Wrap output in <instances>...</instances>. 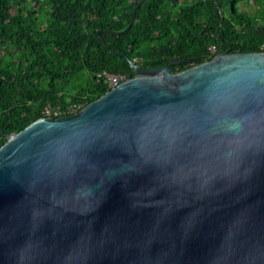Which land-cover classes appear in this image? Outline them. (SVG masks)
<instances>
[{
    "label": "water",
    "instance_id": "95a60500",
    "mask_svg": "<svg viewBox=\"0 0 264 264\" xmlns=\"http://www.w3.org/2000/svg\"><path fill=\"white\" fill-rule=\"evenodd\" d=\"M99 42L134 77L0 147V264H264V52L174 72Z\"/></svg>",
    "mask_w": 264,
    "mask_h": 264
},
{
    "label": "trees",
    "instance_id": "16d2710c",
    "mask_svg": "<svg viewBox=\"0 0 264 264\" xmlns=\"http://www.w3.org/2000/svg\"><path fill=\"white\" fill-rule=\"evenodd\" d=\"M0 0V147L44 117H69L108 90L105 75L140 67L174 72L223 52H264V0ZM214 51H211V48ZM80 106L74 112L72 106Z\"/></svg>",
    "mask_w": 264,
    "mask_h": 264
},
{
    "label": "built area",
    "instance_id": "2783aa9c",
    "mask_svg": "<svg viewBox=\"0 0 264 264\" xmlns=\"http://www.w3.org/2000/svg\"><path fill=\"white\" fill-rule=\"evenodd\" d=\"M211 51L213 52L214 51V48L212 47L211 48ZM106 79H107V83H108V87L109 89L116 86L119 82H121V78H119L118 76H111V75H105ZM78 108H80V106H72L71 107V111H75L77 110ZM44 117H49V118H54L56 116H59L60 114V111L57 110V109H50V108H45L44 112Z\"/></svg>",
    "mask_w": 264,
    "mask_h": 264
}]
</instances>
